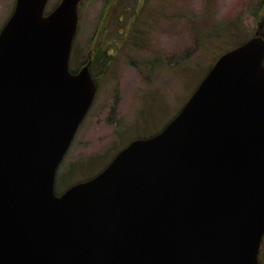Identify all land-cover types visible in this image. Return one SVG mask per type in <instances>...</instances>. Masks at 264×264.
Returning <instances> with one entry per match:
<instances>
[{
    "label": "water",
    "instance_id": "obj_1",
    "mask_svg": "<svg viewBox=\"0 0 264 264\" xmlns=\"http://www.w3.org/2000/svg\"><path fill=\"white\" fill-rule=\"evenodd\" d=\"M47 1L15 0L0 30V264H259L263 21L159 132L56 194L96 84L69 69L79 0Z\"/></svg>",
    "mask_w": 264,
    "mask_h": 264
},
{
    "label": "rangeland",
    "instance_id": "obj_2",
    "mask_svg": "<svg viewBox=\"0 0 264 264\" xmlns=\"http://www.w3.org/2000/svg\"><path fill=\"white\" fill-rule=\"evenodd\" d=\"M13 7L0 0V29ZM78 14L71 67L83 65L98 40L108 42L110 63L103 75L90 67L97 94L57 168L59 192L99 171L132 138L162 128L231 47V33L255 32L264 0H80Z\"/></svg>",
    "mask_w": 264,
    "mask_h": 264
},
{
    "label": "trees",
    "instance_id": "obj_3",
    "mask_svg": "<svg viewBox=\"0 0 264 264\" xmlns=\"http://www.w3.org/2000/svg\"><path fill=\"white\" fill-rule=\"evenodd\" d=\"M127 9L124 8L123 11L121 12H125ZM122 18V17H121ZM120 17H119V20H122ZM134 21V20H133ZM132 21V22H133ZM232 36H234L235 38L232 40L233 41V44L231 45V47H234L236 46L237 44H239L240 42H242L245 38H240V35H239V32L237 31H234L231 33ZM230 47V48H231ZM229 49V48H227ZM225 49V50H227ZM224 50V51H225ZM223 52V51H222ZM221 52V53H222ZM220 54V53H219ZM91 56H89L91 58V60H88V56H86V61H90V66L94 67L96 65L97 69H99V73L101 75L104 74V71L106 69V67L109 65L110 63V53L108 51V42H105L103 40H98V42H96L93 46H92V51L91 53L89 54ZM210 67V65H209ZM205 72V71H204ZM204 74L201 75V77L203 76ZM89 176V175H88ZM264 243V242H263ZM264 248L262 247L260 249V252H259V263L260 264H264Z\"/></svg>",
    "mask_w": 264,
    "mask_h": 264
},
{
    "label": "bare ground",
    "instance_id": "obj_4",
    "mask_svg": "<svg viewBox=\"0 0 264 264\" xmlns=\"http://www.w3.org/2000/svg\"><path fill=\"white\" fill-rule=\"evenodd\" d=\"M107 68V67H106ZM106 70V69H105ZM105 72V71H104Z\"/></svg>",
    "mask_w": 264,
    "mask_h": 264
}]
</instances>
